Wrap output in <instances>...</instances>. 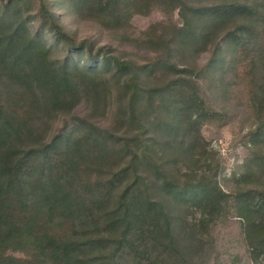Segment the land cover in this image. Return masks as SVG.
Segmentation results:
<instances>
[{
	"label": "trees",
	"instance_id": "16d2710c",
	"mask_svg": "<svg viewBox=\"0 0 264 264\" xmlns=\"http://www.w3.org/2000/svg\"><path fill=\"white\" fill-rule=\"evenodd\" d=\"M60 2L120 43L156 54L138 62L112 42L77 39L52 0H0V264H183L198 226L231 198L253 260L264 264V190L227 192L210 164L191 163L183 174L172 166L196 155L193 124L221 115L199 77L233 50L264 47V0ZM156 3L179 7L183 23L135 29L132 15ZM212 37L204 65L175 61ZM54 44L64 47L59 56ZM150 74L160 82L146 84ZM257 154L243 176L264 170ZM175 206L194 207L199 222H184Z\"/></svg>",
	"mask_w": 264,
	"mask_h": 264
},
{
	"label": "rangeland",
	"instance_id": "374dc122",
	"mask_svg": "<svg viewBox=\"0 0 264 264\" xmlns=\"http://www.w3.org/2000/svg\"><path fill=\"white\" fill-rule=\"evenodd\" d=\"M52 1L62 22L77 39L90 38L96 41L97 46L103 42H112L116 46V54L138 62H148L156 54L153 47L146 44L138 47L120 43L96 22L77 16L69 11L67 6L61 4L60 0ZM158 22L182 24L180 8L164 7L156 3L148 12L135 13L131 17V23L138 30L146 29ZM231 25L222 27L223 30L220 29L217 35L228 30ZM254 40L260 41L258 36ZM215 41L216 37H212L204 47L200 44L189 46L187 50L176 54L174 59L180 66L200 67L212 52ZM260 42L261 45L264 44L263 41ZM49 43L51 44L52 41ZM255 46L256 48L249 47L246 50L243 48L233 50L228 54L225 64L215 73L209 71L199 77V87L207 98V103H210L211 108L221 115L212 120L203 119V122L197 126L193 124L192 135L198 140L197 148L194 150L196 154L193 156L194 160L191 156L185 158L182 155V157H174L176 165H172L174 170L183 174L189 170L191 163L201 169L209 168L210 164L217 173L216 180L219 186L231 193L237 190H253V194H256L257 190H264L262 168L252 167L253 175L243 176V173L249 169L251 160L255 159V155L264 154V137L256 139V132L264 116V47H260L259 44ZM63 50L64 47L54 44L55 55L59 56ZM234 54L236 58L233 60ZM161 78V74L157 77L150 74L146 75L144 80L146 84H156ZM248 87L252 88L253 94L249 92ZM200 152H203L207 158L202 156V159ZM184 177L176 176L180 181ZM182 207H176L175 213H180L184 222H199L200 211L194 207ZM236 208L231 198L229 206L223 208L221 213L214 215L206 225L198 226L194 233V242L198 246L190 260L183 264H255L244 231L245 221L238 215ZM179 228L183 231L181 225ZM183 233L181 232L184 236Z\"/></svg>",
	"mask_w": 264,
	"mask_h": 264
}]
</instances>
